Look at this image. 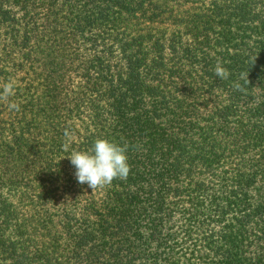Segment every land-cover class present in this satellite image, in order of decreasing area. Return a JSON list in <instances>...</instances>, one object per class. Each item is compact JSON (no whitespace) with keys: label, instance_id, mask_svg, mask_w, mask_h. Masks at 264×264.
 Wrapping results in <instances>:
<instances>
[{"label":"trees","instance_id":"16d2710c","mask_svg":"<svg viewBox=\"0 0 264 264\" xmlns=\"http://www.w3.org/2000/svg\"><path fill=\"white\" fill-rule=\"evenodd\" d=\"M8 82L0 264H264V0H0Z\"/></svg>","mask_w":264,"mask_h":264},{"label":"clouds","instance_id":"9594fccd","mask_svg":"<svg viewBox=\"0 0 264 264\" xmlns=\"http://www.w3.org/2000/svg\"><path fill=\"white\" fill-rule=\"evenodd\" d=\"M215 75L222 79H228L230 73L227 68L217 62L214 68ZM15 85L8 82L0 90V101L8 100L14 94ZM10 109L19 110V105L9 104ZM66 136L68 133L65 134ZM129 146L119 145L106 139H96L92 148L88 151H73L67 158L75 167V177L80 184H87L93 190L103 188L112 183L114 179H126L130 172L128 164Z\"/></svg>","mask_w":264,"mask_h":264}]
</instances>
